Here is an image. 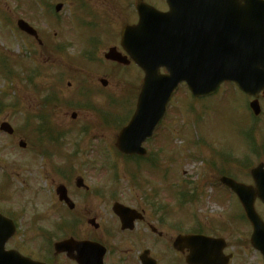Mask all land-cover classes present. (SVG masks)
Returning <instances> with one entry per match:
<instances>
[{
	"label": "rangeland",
	"instance_id": "374dc122",
	"mask_svg": "<svg viewBox=\"0 0 264 264\" xmlns=\"http://www.w3.org/2000/svg\"><path fill=\"white\" fill-rule=\"evenodd\" d=\"M57 3L62 8L54 12ZM128 3L0 0V64H4L0 65V122L6 120L14 129L13 135L0 131V212L19 224L9 246L47 248L49 240L61 239L52 224L79 211L83 214L81 202L76 211L67 212L54 193L62 170L67 173L75 167L87 169L79 172L93 189L131 204L142 198L147 214L160 218L163 227H196L222 235L231 244L243 241L250 232L247 222L239 221V204L220 187L208 186L209 181H217L212 167H220V160L225 172L246 183L251 182L250 168L264 161L263 156L250 155L256 154L255 147L244 144L251 131L249 98L234 84L224 83L214 95L200 100L192 99L181 85L162 123L145 142L148 154L136 160L141 163L115 156V137L132 115L143 76L131 66L116 69L104 64L102 51L117 43L125 9L127 14L132 11ZM18 18L37 30L42 46L19 33ZM94 26L100 28L97 36ZM94 42L95 61L82 58L81 54L92 50L87 44ZM102 77L108 80L106 88L99 83ZM53 98L54 107L45 108L43 104ZM260 106L254 137L262 128L259 139L264 140V94ZM72 112L77 114L75 120ZM48 130L51 134L45 135ZM56 135L62 136L60 141L49 142L48 137ZM19 140L27 143L25 149ZM44 153L49 156L39 155ZM258 209L263 215L264 209ZM95 210L111 213L109 205H96Z\"/></svg>",
	"mask_w": 264,
	"mask_h": 264
},
{
	"label": "water",
	"instance_id": "95a60500",
	"mask_svg": "<svg viewBox=\"0 0 264 264\" xmlns=\"http://www.w3.org/2000/svg\"><path fill=\"white\" fill-rule=\"evenodd\" d=\"M192 1L193 8L186 17L159 15L143 9L139 3L138 24L122 30V47L145 72L136 112L116 140V147L128 155L145 153L142 142L152 135L179 82H186L196 97L214 93L223 81H233L253 96L264 89V0H234L235 6L232 2L230 5L235 12L225 0H214L220 5L219 12L207 10L202 0ZM59 8L60 5L56 6ZM18 26L35 35L24 21L19 20ZM105 57L124 61L115 49H110ZM161 67L168 74H160ZM250 106L255 113L259 112L256 100ZM0 129L7 133L13 131L8 123H2ZM251 173L259 186L257 193L264 201V172L256 168ZM222 181L240 195L246 215L254 225V238L264 227L258 224L252 198L242 197L246 192L243 185L226 178ZM59 189L58 193H62ZM126 210L120 204L115 205L114 211L122 222ZM14 231V223L0 214V264H40L22 258L17 252L4 250ZM192 240L200 247L199 255L201 251L208 252L206 257L210 262L214 240L203 236H193ZM65 244L68 242L56 244V249Z\"/></svg>",
	"mask_w": 264,
	"mask_h": 264
},
{
	"label": "flooded vegetation",
	"instance_id": "af4514ba",
	"mask_svg": "<svg viewBox=\"0 0 264 264\" xmlns=\"http://www.w3.org/2000/svg\"><path fill=\"white\" fill-rule=\"evenodd\" d=\"M142 1L154 7L161 15L171 11L168 0ZM174 3L180 5L181 0H176ZM128 4L132 11L127 14V9H125V14H123L120 21L121 27L124 24H133L138 19L137 0H129ZM118 50L121 51L120 48ZM106 62L114 68L122 66L112 61L107 60ZM130 64L133 63L130 62ZM69 85L70 83H68ZM114 154L124 158H135L127 157L119 152ZM80 170L85 172L87 169L75 167L62 176V181L59 183V185L65 186L66 195L72 201L73 207L70 209L64 202H60L58 197L56 199L57 204L69 212L76 211L79 202H81L80 205L85 208L84 212L81 214L79 211L77 214H70L66 218H59V221L55 225L52 224V226L54 232L59 233V236L61 235V239L58 241L74 239L78 243L89 242L94 246L85 249L74 247L68 251H55L53 244L47 248L43 246L26 248L9 246L7 247L8 250H15L24 256L46 264H194L192 241L186 239L176 243V240L183 236L204 234L216 238L223 237L225 240V243L216 242L217 245L214 248L217 251L214 257L215 264L221 262L222 264L224 262H226L225 264H264L263 257L251 244L252 226L250 223H247L250 227L248 236L243 241L239 239L235 244H231L222 235L196 232L192 227L185 230H170L171 225L168 228L163 227L160 225L163 222L160 221V218L156 219L154 216L147 214L145 208L141 205L143 203L142 198H140L139 203L138 200L135 204H131L117 198V196L93 189L91 184L85 183L87 180L83 173L79 172ZM222 176L224 175L222 174ZM222 176L218 177V181ZM227 176L239 181L230 175ZM77 179H80L79 183ZM245 184L253 186V183L250 182ZM220 188L223 194L230 196L231 200L233 199L237 204H240L237 195L233 191L225 185H220ZM54 191L56 193V190ZM254 196V207L259 213L258 208L264 209V206L255 192ZM116 201L137 211L136 214L131 215V218H133L131 223L125 225L124 228H122L120 219L112 213L111 209L110 214L98 213L95 210L96 205L99 207L109 205L111 207ZM103 211L106 212L105 209ZM139 212L141 215L138 214ZM260 214L264 221V213L263 215ZM243 244H245V247H243ZM240 250L241 252H239ZM248 250H251V252Z\"/></svg>",
	"mask_w": 264,
	"mask_h": 264
}]
</instances>
